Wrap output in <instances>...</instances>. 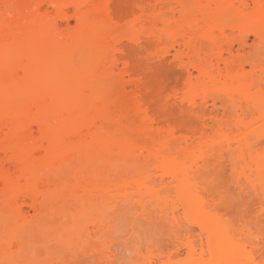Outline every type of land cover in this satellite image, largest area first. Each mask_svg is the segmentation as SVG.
Masks as SVG:
<instances>
[{
  "label": "bare ground",
  "instance_id": "6f19581e",
  "mask_svg": "<svg viewBox=\"0 0 264 264\" xmlns=\"http://www.w3.org/2000/svg\"><path fill=\"white\" fill-rule=\"evenodd\" d=\"M129 1L0 0V219L6 227L0 259L8 238L28 244L33 234L49 230L73 233L97 206L117 204L155 225L170 222L166 249L157 247V254L153 249V256L148 249L151 257L146 258L128 246L121 255L130 260L175 264L173 257L180 258L182 247L187 261L196 255L195 260H203L206 250L213 260L205 264L237 257L228 226L209 215L202 207L205 200L188 190L196 182L189 186L190 177L178 174L175 157L194 158L188 171L199 176L204 157L223 153L228 166L235 163L237 175L251 181L253 196L264 194V0H133L134 7ZM129 14L141 23L128 36L108 29L114 17ZM250 35L257 45L243 58ZM145 48L151 49L156 66L178 68L177 80L166 87L170 100L164 106L154 99L156 85L152 91L133 74L132 53ZM116 76L119 90L113 100L131 89L119 140L105 133L112 121L95 103L112 94ZM173 108L182 118L192 116L193 123H182L186 116L180 119L182 129L173 116L169 122ZM164 112H170L167 118ZM240 127L246 131H234ZM89 145L97 153L108 152L119 165L69 184L61 164ZM164 151L170 155H159ZM220 227H226L221 235ZM210 233L215 237L211 250ZM89 234L94 238L96 232ZM75 258L101 259L90 252Z\"/></svg>",
  "mask_w": 264,
  "mask_h": 264
},
{
  "label": "snow or ice",
  "instance_id": "6c2138e0",
  "mask_svg": "<svg viewBox=\"0 0 264 264\" xmlns=\"http://www.w3.org/2000/svg\"><path fill=\"white\" fill-rule=\"evenodd\" d=\"M3 7L20 6L5 4ZM135 7L139 9L140 5L136 4ZM140 23L139 19H133V14H129L127 19L114 17L107 27L117 34H128L130 30L140 27ZM260 55L261 63L264 64V45ZM131 63L135 69L133 74L138 75L141 82H155L158 79L156 61L150 48L135 52L131 57ZM118 81V76L112 77L111 83L114 86L112 94L100 96L95 101L97 107L106 110L108 119L112 121L110 127H105V133H110V138L116 140L122 135L121 124L127 119L126 105L130 102L123 95L113 100V96L119 90ZM158 94L161 106L166 105L170 100V96L166 98L167 90L161 88ZM260 106L264 111V97L260 100ZM234 131L245 132L246 129L240 127ZM159 155L168 157L170 153L164 151ZM226 160L227 157L223 153L220 156L215 154L206 156L200 161V175L193 176L188 171V166L193 163L194 158L175 157L178 174L190 177L187 181L189 186L193 180L196 182V187H189L188 190L194 196L205 200L202 207L217 221L225 223L234 238L237 257L226 264H264V194L260 195L257 202L252 194L251 181L246 182L244 177L238 176V166L234 163L229 167ZM119 163L108 152L97 153L94 147L89 145L86 149H79L78 155L62 163L60 170L69 184L75 183L76 180L84 183L95 175L99 168L116 167ZM261 186L264 188V172L261 174ZM155 227L156 225L146 216L130 215L122 210L119 204L97 206L93 215L73 233L33 234L30 238L31 243L28 244L23 240L6 239L4 258L0 259V264H146L140 260L127 259L121 252L133 244L139 253L144 252L145 247L151 249ZM92 231L96 232L94 238L90 234L85 235V232ZM213 239L210 233L209 250ZM89 252L99 255L101 259L85 262L75 258L79 254ZM154 264L160 262L155 261Z\"/></svg>",
  "mask_w": 264,
  "mask_h": 264
},
{
  "label": "rangeland",
  "instance_id": "374dc122",
  "mask_svg": "<svg viewBox=\"0 0 264 264\" xmlns=\"http://www.w3.org/2000/svg\"><path fill=\"white\" fill-rule=\"evenodd\" d=\"M130 1H131V3H129V5L131 4V5L134 7V3H132V2H134L135 0H134V1H133V0H130ZM130 1H129V2H130ZM127 2H128V1H127ZM125 3H126V2H125ZM124 5H127V4H124ZM132 6H131V8H132ZM128 8L131 9L130 7H128ZM70 24H71L70 27H71V26L73 27L74 22L72 23V21H71ZM61 29H63V30L66 29V26H65V25H62V26H61ZM115 34H117V33H115ZM128 34H129V33H128ZM128 34H127V36H128ZM119 38H122V36H120ZM124 38H125V35H124ZM256 45H257V41L254 39V37H253L252 35H250V36H249V41H248V46L245 48V51L242 53L243 58H244V57L247 58V57L249 56V54L251 53V51L256 47ZM138 52H139V51H138ZM132 55H133V53H132ZM116 56H118V54H116ZM169 58H171V57L168 56L167 59H165V60H168V61H169L168 64H172L171 59H169ZM166 63H167V62H166ZM168 64H165V66H167ZM168 66H169V65H168ZM171 66H172V67L169 66V67H167V68L156 66V67H157V72H158V79L155 81V83H154V82H146V85H147V83H148V86L150 85L151 89H152V88L154 89V88L157 87V88H156V94H157V95L155 94V92H154V94H153V92H151V93L154 95V99H155V98H157L156 100L159 99L158 101H160V96H159V94H158V93H159V91H158V87H159V86L162 87V88L165 87L164 89H167V91H168V88H166V87H168L170 84H173V83L175 82V80H177V79H176V77H178L177 75H179L178 68L176 69V67L173 66V64H172ZM173 67H174V68H173ZM158 68H159V69H158ZM163 68H164V69H163ZM170 68H172V69H170ZM176 72H177V73H176ZM156 82H158V83H156ZM172 82H173V83H172ZM144 83H145V82H144ZM149 83H150V84H149ZM160 83H162V84L165 85V86L161 85ZM153 84H154V85H153ZM166 84H167V85H166ZM151 85H152V86H151ZM155 85H156V87H155ZM113 87H114V86H113ZM159 89H160V88H159ZM128 90H129V91H128ZM128 90H127V93L125 94L126 97H128L129 92L131 91V89H128ZM152 91H155V89L152 90ZM157 91H158V93H157ZM130 93H131V92H130ZM168 93H169V91H168ZM152 94H151L150 96L153 98V95H152ZM155 95H156V97H155ZM148 96H149V94L147 95V97H148ZM150 96H149L148 99H151ZM148 99H146V100H148ZM148 101H150V100H148ZM148 101H147V102H148ZM151 101H153V100L151 99ZM151 101L149 102L150 104H151ZM158 101H157V102H158ZM154 102H156V101L154 100ZM154 102H153V104H152V105H154L153 107H154L155 109H159V111H161V110H160V107L157 108L158 106H155ZM158 103L160 104V102H158ZM158 103H157V104H158ZM152 105H151V106H152ZM155 109H152V110L154 111ZM173 109H174V108H173ZM173 109L170 110L171 113H170V112H166L167 115H166L165 112H164V116H165V117L168 116V113H170V115L168 116V118L166 117L167 120H168L169 122H171V121L173 122V121H174L175 124H176V126H177L178 124H180V126H181V125H184V124H185L186 126H188V125H191V124L193 123L192 120H194V118H193L192 116H191V117L193 118L192 120H190L191 117H190V118L188 117V116H190V115L187 116V114H186V115H183V118H184L185 116L188 117V118L185 117V118L183 119L182 116L180 115V113H178V112H180V110L178 111V108H177V110H176V108H175L174 110H173ZM175 110H176V111H175ZM156 111H157V110H155L154 113H157ZM232 111H233V110H232ZM162 112H163V111H162ZM172 112H173V113H172ZM233 112H234V111H233ZM233 112H232V113H233ZM154 113L151 111V114L154 115ZM160 113H161V112H160ZM160 113H159V115H158V113L155 114V115L160 116ZM171 114H172V115H171ZM181 114H183V113H181ZM153 115H152V116H153ZM155 115H154V117H156ZM162 116H163V113H162ZM170 116H173V117H171L172 120L169 118ZM233 118H235V116H233ZM169 119H170L171 121H170ZM180 119H181V120L183 119V120H182V121H183L182 123H184V124H181V123H180V122H181ZM185 119H186V120H185ZM189 120H190L191 122H190ZM176 121H177L178 124L176 123ZM185 122H186V123H185ZM135 123H136V122H135ZM173 124H174V123H172V125H173ZM175 124H174V125H175ZM187 124H188V125H187ZM135 125H136V124H135ZM178 126H179V125H178ZM180 126H179L178 128H181V129H182V126H181V127H180ZM227 159H228V157H227ZM228 162H229V161L226 160V164H227V165H228ZM229 167H230V166H229ZM201 187H202V186H201ZM253 195H254V194H253ZM259 198H260V196H259L258 198L255 197V199H256L257 202L259 201ZM31 213H32V212L30 211V214H31ZM179 215H181V214H179ZM178 219L181 221L182 218L178 217ZM3 221H4L3 219H0V237H1V238L4 237V234H3V233L6 232V231H5L6 227H5L4 223H3ZM180 221H179V222H180ZM183 221H185V220L182 219V223H183ZM4 222H5V221H4ZM153 222H154V221H153ZM168 222H169V221H168ZM168 222H167V223H166V222H163V223H166L167 225H164V224L162 225V224H161L160 226H158L159 224L156 222L158 225H156L157 228H156V227L154 228L153 247H152V250H151L152 253L149 252L150 249L148 250V248L145 247V251H144L145 254H144V252H142V255H143V256L146 255V258H148V254H149V257H151V256H153L152 254L154 253L153 249L155 250L157 247H158L159 249H161L160 247H165L166 244H168V240L170 239V238H169V237H170L169 234H171V233H168V232H170V227H168V226H169V225H168ZM185 222H186V221H185ZM185 222H184V223H185ZM60 223H61V225H62V222H59V223H57V224H60ZM72 223H73V222H72ZM72 223H71V224H72ZM169 224H170V222H169ZM222 224H223V223H222ZM61 225H58V226H61ZM154 225H155V224H154ZM3 226L5 227V229H4ZM56 226H57V225H56ZM56 226H55V227H56ZM161 226H162V228H160ZM165 226H167V227H165ZM171 226H172V225H171ZM221 226H223V225H221ZM226 226H227V225H226ZM172 227H173V226H172ZM58 228H59V227H58ZM60 228H61V227H60ZM60 228H59V231H62ZM168 228H169V231H168ZM193 228H194V231L197 230V228H196V230H195V227H193ZM223 228H226V227H222V228L220 227V228H219V230H218V232H217L219 235H221V234L225 231V230L222 231ZM54 229H55V228H54ZM52 230H53V229H51V231H52ZM56 230H57V229H56ZM63 230H64V228H63ZM171 230H172V228H171ZM4 231H5V232H4ZM49 231H50V230H49ZM49 231H48V232H49ZM219 231H220L221 234L219 233ZM63 232H64V231H63ZM197 232H198V235H199L200 232H199L198 230H197ZM197 232H196L195 235L193 236V238H195L196 240H197V235H196ZM53 233H54V232H53ZM56 233H57V232H56ZM61 233H62V232H61ZM58 234H59V233H58ZM218 234H215L216 237L219 236ZM225 234H226V233H225ZM168 235H169V236H168ZM171 235H172V234H171ZM217 235H218V236H217ZM223 236H224V235H223ZM221 237H222V236H221ZM1 238H0V241L2 240ZM193 238H192V239H193ZM214 238H215V237H214ZM222 238H223V237H222ZM219 239H220V238H219ZM170 240H171V239H170ZM196 240H195V241H196ZM217 240H218V239H217ZM217 240H216V241H217ZM198 241H199V240H198ZM198 241H197V243H199ZM169 242H171V241H169ZM168 245H170V244H168ZM168 245H167V246H168ZM131 247H132V245H131ZM134 247H135V245L133 244V248H134ZM170 247H171V246H169V248H170ZM128 248H129V247H128ZM133 248H132V249H133ZM166 248H167V247H165V249H166ZM171 248H172V247H171ZM204 248H205V247H204ZM124 249H125V248H124ZM146 249H147L148 251H147ZM159 249H158V250H159ZM158 250H157V249L155 250V251H156V254L158 253ZM161 250H162V249H161ZM182 250H184V247L181 248V252H182V254L180 255V258H177V259H178V262H177V259H175V261L177 262V263L175 262V264H179V263H180V264H198V262H199V264L202 263V262H203L202 264H205V262L208 263V262H210V260H213L212 257H211L212 259L210 258V255H209V254L207 255V253H206L207 250L204 249V251H205V250H206V251H205V253H203V254H204V255H203V260H202V256H201L200 258L197 259V260H198V262H197V260H195V259L197 258V255L195 254L196 256L192 257V258H191L192 260L190 259V261H189V259H188V261H187V259L185 258V253H184L185 250H184V252H183ZM159 251H160V250H159ZM168 251H169V250H168ZM168 251L166 250L167 253H168ZM146 252H147V253H146ZM150 253H151V256H150ZM124 254H125V253H124ZM124 254H122V255H124ZM126 254H127V253H126ZM139 255H140V254H139ZM206 255H207V256H206ZM127 256H128V254L125 256V258H127ZM143 256H140V257H142L143 259H145V257H143ZM154 256H155V254H154ZM199 256H200V254H199ZM199 256H198V257H199ZM208 256H209V257H208ZM132 257H133V256H132ZM204 257H205L206 259H205ZM129 258H131V257H128L127 259H129ZM142 258H141V259H142ZM194 258H195V259H194ZM199 259H200V260H199ZM208 259H209V260H208ZM138 260H140V259H138ZM204 260H205V262H204ZM206 260H207V261H206ZM140 261H142V260H140ZM200 261H201V262H200ZM207 263H206V264H207Z\"/></svg>",
  "mask_w": 264,
  "mask_h": 264
}]
</instances>
